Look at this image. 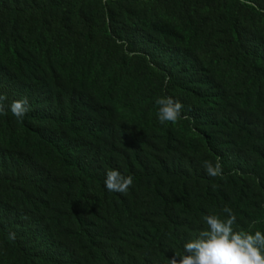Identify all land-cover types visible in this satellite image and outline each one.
Wrapping results in <instances>:
<instances>
[{
	"label": "trees",
	"instance_id": "16d2710c",
	"mask_svg": "<svg viewBox=\"0 0 264 264\" xmlns=\"http://www.w3.org/2000/svg\"><path fill=\"white\" fill-rule=\"evenodd\" d=\"M0 94L30 106L0 115V264H169L225 207L264 234V0H0Z\"/></svg>",
	"mask_w": 264,
	"mask_h": 264
},
{
	"label": "clouds",
	"instance_id": "9594fccd",
	"mask_svg": "<svg viewBox=\"0 0 264 264\" xmlns=\"http://www.w3.org/2000/svg\"><path fill=\"white\" fill-rule=\"evenodd\" d=\"M243 2V0H242ZM6 97L0 94V115L8 111L18 119H23L29 111L27 98L14 100L5 104ZM158 120L160 123H176L182 116L183 104L170 96L158 97ZM204 168L210 177L220 176L223 165L220 158L215 162L205 161ZM133 184L132 176H124L117 170L106 173L104 186L108 191L125 193ZM226 218L217 215L204 216L206 229L199 232L195 239L187 241L183 246V254L169 258V264H264V234L255 231H235L233 225L236 216L232 209L225 207ZM8 238L15 239V233L10 232Z\"/></svg>",
	"mask_w": 264,
	"mask_h": 264
}]
</instances>
